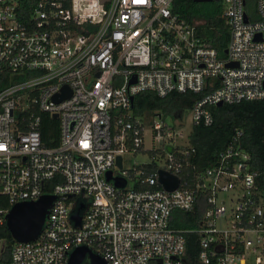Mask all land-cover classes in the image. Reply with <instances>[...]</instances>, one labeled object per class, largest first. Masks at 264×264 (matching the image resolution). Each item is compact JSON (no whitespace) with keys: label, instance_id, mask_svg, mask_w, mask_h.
Instances as JSON below:
<instances>
[{"label":"built area","instance_id":"obj_1","mask_svg":"<svg viewBox=\"0 0 264 264\" xmlns=\"http://www.w3.org/2000/svg\"><path fill=\"white\" fill-rule=\"evenodd\" d=\"M173 1L0 0V73L17 79L0 89V224L13 204L54 197L36 238L15 241L0 264H67L78 246L107 264H183L187 232L202 264H264L262 171L242 131L202 171L188 142L190 124L212 123L210 106L264 99V0H221L223 57ZM145 91L202 95L187 127L133 114ZM43 114L57 119L56 145L41 139ZM125 155L145 160L126 167ZM159 170L178 178L174 189ZM196 205L197 227L170 225Z\"/></svg>","mask_w":264,"mask_h":264},{"label":"trees","instance_id":"obj_2","mask_svg":"<svg viewBox=\"0 0 264 264\" xmlns=\"http://www.w3.org/2000/svg\"><path fill=\"white\" fill-rule=\"evenodd\" d=\"M172 11L189 22L202 21L196 25L199 35L207 39L221 57L224 56V49L229 39V27L222 15L221 0L207 2L174 0ZM15 80L17 79L7 72L0 73V89ZM200 95L202 93L197 94L190 91L171 92L161 98L150 91L140 92L134 96L131 110L135 115H149L158 111L173 115L182 113L185 116ZM209 109L213 117L212 123L210 125H204L200 121L193 123L188 133V142L193 148L190 158L195 170L202 171L213 165L219 152L232 142L237 128L242 131L239 143L251 156V168L262 171L261 181L262 188H264V99L210 106ZM40 132L45 145H56L59 132L57 119L43 114ZM7 207L5 196L0 195V208ZM201 212L202 207L197 205L191 212L174 210L170 225L182 229L197 227ZM185 240L183 264H202L198 261V235L187 232ZM0 241L2 243L0 262H6L10 259V249L15 241L7 231L5 223L0 224ZM149 264L156 263L151 261ZM209 264L215 263L210 262Z\"/></svg>","mask_w":264,"mask_h":264},{"label":"water","instance_id":"obj_3","mask_svg":"<svg viewBox=\"0 0 264 264\" xmlns=\"http://www.w3.org/2000/svg\"><path fill=\"white\" fill-rule=\"evenodd\" d=\"M194 1H210V0H194ZM228 65H233L228 63ZM69 95V90L66 86L62 88V94L56 97V100L65 98ZM221 103H217L216 106H221ZM55 116V115H54ZM170 146L167 147L170 150ZM116 162L118 166L121 165V157L117 156ZM106 180H110L111 172L108 171L105 174ZM158 180L164 186V188L171 190L174 189L178 183V178L166 173L163 170L158 171ZM114 184L119 186L118 180L114 179ZM52 195H42L40 198L33 202L23 201L13 204L7 213L4 215L5 227L9 231L14 241L25 242L36 238L39 234L44 220L47 216L48 208L53 200ZM71 219L75 224L79 223V216L74 213L71 215ZM2 244L0 243V251ZM84 260L87 264H107L101 257L91 252L84 246H78L74 248L68 257L67 264H81ZM160 263V259L157 260Z\"/></svg>","mask_w":264,"mask_h":264},{"label":"rangeland","instance_id":"obj_4","mask_svg":"<svg viewBox=\"0 0 264 264\" xmlns=\"http://www.w3.org/2000/svg\"><path fill=\"white\" fill-rule=\"evenodd\" d=\"M196 2H207V1H196ZM193 22L196 23V25H198L202 21L195 20ZM149 115L151 116L152 113L149 114ZM149 115H147V116H149ZM163 116L165 117V121H166L167 124H171V123H174V122L177 123V122L183 120L182 123L186 122L187 127L189 125V122H188L189 110H188V112L186 114V117L182 113L181 114H176L175 113V115H173V114H170V113L168 114V113H164V112H163ZM184 118H185V120H184ZM190 127H191V124H190ZM186 130H188V129H186ZM147 141H148V136H147ZM124 158H125V166L126 167L127 166H131L133 163H139L140 161L145 160V157H141L139 155H135V156H133V155H125Z\"/></svg>","mask_w":264,"mask_h":264},{"label":"flooded vegetation","instance_id":"obj_5","mask_svg":"<svg viewBox=\"0 0 264 264\" xmlns=\"http://www.w3.org/2000/svg\"><path fill=\"white\" fill-rule=\"evenodd\" d=\"M81 264H87V261L85 260V261H83V263H81Z\"/></svg>","mask_w":264,"mask_h":264}]
</instances>
